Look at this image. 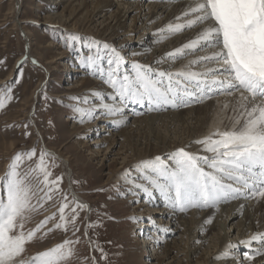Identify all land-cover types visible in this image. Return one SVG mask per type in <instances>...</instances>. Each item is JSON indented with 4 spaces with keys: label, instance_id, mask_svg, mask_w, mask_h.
Here are the masks:
<instances>
[{
    "label": "rangeland",
    "instance_id": "1",
    "mask_svg": "<svg viewBox=\"0 0 264 264\" xmlns=\"http://www.w3.org/2000/svg\"><path fill=\"white\" fill-rule=\"evenodd\" d=\"M98 1L101 6L95 5ZM159 3L158 0H0V61H3L0 63V90L12 85V100L0 109V176L4 175L9 160L18 152L35 148L38 157L43 149L55 157L56 167L51 171L54 176L62 177L61 193H67L69 199L73 195L78 197L80 200H77L90 209L80 212L76 221L79 231L75 236L71 230L67 233L60 230L49 232L43 240L37 239L27 246V256L50 248L65 238H79L75 245L76 255L70 264H93L94 260L95 264L217 263L209 254L216 251L213 243H217L221 234L217 235V231L200 232L204 241H193L187 239L189 233L185 228L173 233L166 225L167 212L170 211L171 217H177L179 212L167 207L162 198L156 202L142 192H129L130 185L122 179L124 170L134 166H124V163L129 164L136 158L138 163L157 155L164 157L182 148L181 141H185L188 132L192 134L205 123H210L214 107L209 105V99L159 112H147L138 105H129L126 115L129 113L135 117H128L120 127L111 124L112 117L103 112L90 122L80 123L78 114L72 111L76 105L75 97H88L89 103H96L91 97L93 91L108 93L111 89L99 79L85 74L76 62L75 51L65 47L62 37L75 34L94 38L120 50L127 65L140 62L156 67L152 63L153 55L172 39L150 44L154 39L150 27L163 22L164 16L148 23L145 15L149 4ZM137 49L151 51L136 53ZM172 65L162 66L171 70ZM185 108L193 109L187 116L182 114L184 119H167L152 127L134 121L146 115L179 112ZM108 129L114 135L106 133ZM57 156L67 159L68 163H63ZM35 162L36 158L26 161L22 170L26 171ZM49 163H52L51 158ZM33 184H36L35 180ZM60 199L61 194H57L39 212L33 213L27 227L34 228L53 213L58 216ZM252 199L255 198L239 200L249 204ZM258 202V209L264 211V199H258ZM136 206L139 214L134 212ZM147 206L162 211L151 213ZM205 210L196 211L202 214ZM151 215L156 220L154 227ZM239 219L227 229L230 243L237 233L235 224ZM52 223L47 227H52ZM47 227L43 231H47ZM143 238L146 242L154 241L155 247L147 248ZM97 246L103 249L106 259H100ZM187 249H196L188 261L184 259Z\"/></svg>",
    "mask_w": 264,
    "mask_h": 264
},
{
    "label": "snow or ice",
    "instance_id": "2",
    "mask_svg": "<svg viewBox=\"0 0 264 264\" xmlns=\"http://www.w3.org/2000/svg\"><path fill=\"white\" fill-rule=\"evenodd\" d=\"M159 2L172 5L184 0ZM193 29H199L196 37L156 59L157 67L140 62L127 65L126 57L114 46L65 34L63 43L75 51L79 67L111 89L108 93L93 91L91 97L96 103H89L88 97H75L72 111L78 114L80 123L90 122L100 112L119 117L114 123L120 127L126 123L129 105L159 112L202 103L216 95L239 93L231 127L214 129L195 140V151L189 150L190 144L164 157L157 155L140 161L125 169L122 179L130 185L129 192H142L148 199L158 193L167 207L178 212L218 209L220 204L232 200L264 199V0H189L175 22L157 30L154 43H163ZM207 49L218 50L198 56ZM189 56L198 58L188 60ZM182 60L188 63L180 70L161 67ZM213 63L223 67L193 70ZM11 100L9 84L0 90V109ZM33 158L35 165L22 170V165ZM54 161L55 157L43 149L38 157L35 148L18 152L0 176V264H70L76 255L79 238H65L50 248L26 255L27 246L37 239L43 240L49 232L71 230L75 236L80 212L90 211L74 195L69 199L67 193H61L62 177L51 171L56 167ZM57 194H61L59 215L53 213L34 228H28L32 214ZM50 222L52 227H47ZM207 222L211 223V219ZM46 227L47 231H43ZM253 243L258 245L255 251ZM240 244L249 249L243 254L246 260L264 256V233H254ZM227 247L230 250L237 246ZM96 250L101 252L100 259H106L102 248L97 246ZM230 257L231 252L226 250L217 259Z\"/></svg>",
    "mask_w": 264,
    "mask_h": 264
},
{
    "label": "bare ground",
    "instance_id": "3",
    "mask_svg": "<svg viewBox=\"0 0 264 264\" xmlns=\"http://www.w3.org/2000/svg\"><path fill=\"white\" fill-rule=\"evenodd\" d=\"M106 2H104V3H106ZM188 3H189V0L184 1V3H176V4H172V5H169L166 3L151 4V5L149 4V7H147L148 12L145 15V18H148V21H147L148 23H151V22L161 18L162 16H164L163 22H161L160 24L159 23L154 24L150 27L152 29V33L154 34V37H153L154 39H153V41H150L151 42L150 44L154 43V41L156 39H158V37L156 35L157 30L166 26L169 22H175V17L181 14V12L187 7ZM108 4H110V2ZM95 5L101 6V2H99ZM201 27H203V26H201ZM198 31H199V29H193V30L185 31L183 34H179V35H176L175 37H172L169 44H166V46L164 45L163 48H160L157 51V53L153 55L152 63H154V61L156 59H159L161 56H163L166 52L172 51L174 48L179 47L183 43H186L189 39H194L196 37ZM217 50L218 49H207L204 52H200L198 54V56L211 55L214 51H217ZM141 52L146 53V51L144 49H137L136 50V53H141ZM198 56H189L188 60L196 59V58H198ZM188 60H182L178 63H174L172 65L171 70L177 71V70L182 69L183 66L188 63ZM156 67H157V65H156ZM161 67H164V66L161 65ZM206 67L207 68H222L223 65H218V64L213 63V64H210L207 66L201 65V67L194 68L193 70L203 72L206 70ZM218 79H224V77H219ZM84 82H86V81H84ZM70 88H72V87H70ZM239 99H240L239 93H236L232 96L221 95L219 97L209 99V101L207 100L209 105H211V107H214L213 117L211 118L212 121L210 120L211 122L209 121L210 123H207V124L204 122L205 125L203 127L201 126V128H199V129H196L195 130L196 133L194 131L192 132V134H190L188 132L187 138L186 139L184 138L185 141L184 142L181 141L182 144L180 143L181 147H185V146L192 144V147L189 150L195 151L197 148V146L193 144V142L195 140L200 139V138L208 135L214 129H217V128L224 129L226 127H231V124L233 122L232 118L235 115L233 112V109L238 106ZM224 105H228V107L225 109ZM206 106H208V105H206ZM198 107H200V106H198ZM192 109L193 108H185V110H182L179 112H166V113H160V114L159 113L150 114V115L143 116L142 119H140L141 117L139 119L135 118L134 121L136 123L137 122H140V123L145 122L148 126L152 127L157 123L161 124L162 122H166L167 119H169L171 121L175 120L177 117L184 119L185 117L182 116V114L184 113V115L187 116L189 113H191ZM208 110H209V107H208ZM128 117H135V116L134 115L131 116L128 113L126 115V121H128V119H129ZM116 119H119V117H112L110 119L111 124L115 125L114 121ZM194 119H195V117H194ZM198 123H199V121H198ZM124 130H126V129H124ZM140 131H141V129H140ZM108 132L112 134V131H110L109 129L107 130L106 133H108ZM112 135H114V134H112ZM57 157L60 158L63 163H65V164L68 163L67 159L62 158L60 156H57ZM137 161H138V159L136 158L135 161H133L129 164L127 162L124 163V166L125 165H128V166L135 165V164H137ZM72 193H73V191H72ZM76 199H78V197H76ZM152 199H156V202H159L162 200L159 197V194L158 195L154 194ZM78 200H80V199H78ZM252 202H254V203H252ZM257 203H259L257 198L252 199L249 202V204H247V201L232 200V201L226 203L225 205H223L222 207L218 208V210L209 208V209L205 210L202 214H199L196 211L197 209H193L192 211H189L188 213H184V214L179 212L177 217H171L172 214L170 213V211H168L167 212L168 218L166 221L167 222L166 225H167V227H170V231H173V233H176V231L178 232V230L181 228H185V231L187 233H189V235L187 236V239H189V240L191 239L193 241H199L201 238H204V237H202L204 234L203 232H207L209 234L212 231H217V233H216L217 235L221 234V236H219L218 240L216 239L217 243L216 242L213 243L214 244L213 248H216V251L214 250L215 252H210V254H209V257L211 256V259H213L214 261L217 262L214 264H235L236 261L238 262V264H264V256H256V258L253 261L246 260L244 258L243 254L245 252L249 251V249L246 248L244 245L240 244V241L249 239L250 236L254 233H264V211H260L258 209ZM147 207H148L147 208L148 212H151V213H153V212L157 213L158 211H162V210L157 209V207H154V206H147ZM135 210L136 211H134V212H137V214L140 213L138 206L135 207ZM177 213H178V211H177ZM257 214H259V216H256ZM186 217H189V218L187 219ZM238 217H240V219H239L238 223L235 224L238 228L237 233L234 237L233 242L230 243L227 240V237H228L227 229L229 226H232V222L235 219H237ZM151 218H152L151 219L152 225L154 227V226H156V223L154 222V220H155L154 216L151 215ZM209 219H211V223L207 222ZM200 232H202L203 234L202 233L200 234ZM158 240L160 241V238H158ZM201 240L204 241L203 239H201ZM142 241L146 243L147 248L155 247L152 243L154 241L146 242L145 238H143ZM143 242H142V244H143ZM155 244H157V243L155 242ZM230 244L235 245L237 247H234V248L229 250L227 246ZM257 247H258V245L256 243H253L252 250L255 251V249ZM196 249L193 251L187 249L188 251L185 252L184 259L188 261V259L190 258V256H192L194 254ZM226 250L231 252V257L228 259H224V258L217 259L218 255L224 253ZM149 253L150 252H148V254ZM169 255L170 254H168L167 257ZM173 256H172V258H173ZM173 261H174V259H173ZM200 264H209V263L203 262Z\"/></svg>",
    "mask_w": 264,
    "mask_h": 264
}]
</instances>
